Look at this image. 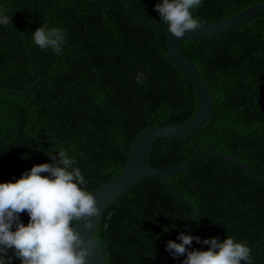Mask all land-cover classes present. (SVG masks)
I'll use <instances>...</instances> for the list:
<instances>
[{
  "label": "trees",
  "instance_id": "16d2710c",
  "mask_svg": "<svg viewBox=\"0 0 264 264\" xmlns=\"http://www.w3.org/2000/svg\"><path fill=\"white\" fill-rule=\"evenodd\" d=\"M132 1L167 28L155 11L162 0ZM261 2L201 0L192 13L207 25ZM0 12L11 17L0 25V183L65 150L92 192L122 169L141 132L194 117V89L168 59L165 36L138 22L123 0H0ZM44 25L63 31L60 54L35 45L33 33ZM180 49L207 83L211 113L192 134L155 140L147 164L175 167L213 149L264 175V12L217 36L185 40ZM167 181L196 211L186 235L221 242L230 236L252 249L251 264H264V181L211 156ZM189 218L183 203L146 179L102 213L94 236L105 264H163L167 242ZM20 220L27 225L26 212ZM186 247L209 245L193 240ZM8 255L21 264L12 250ZM185 258L171 255L168 264Z\"/></svg>",
  "mask_w": 264,
  "mask_h": 264
},
{
  "label": "clouds",
  "instance_id": "9594fccd",
  "mask_svg": "<svg viewBox=\"0 0 264 264\" xmlns=\"http://www.w3.org/2000/svg\"><path fill=\"white\" fill-rule=\"evenodd\" d=\"M200 4L201 0H162L155 11L167 31L180 39L200 27L192 13ZM10 22L11 17L0 12V25ZM32 39L41 49L50 48L56 54L62 52L65 43L63 31L47 25L38 27ZM144 79L139 73L136 82L142 84ZM47 155L52 163L34 165L15 182L0 183V264H12L9 250L21 264H88L98 246L94 237L85 239L75 227L83 221L84 228L91 231L100 215L97 199L86 190L81 169L74 167L76 159L65 150L58 152V160L53 154ZM24 212L29 216L27 225L20 220ZM177 239L181 243L170 240L165 250L174 258L186 254L182 264H251L252 249L230 236L221 242L181 232ZM193 240L209 245L208 250H189L186 246Z\"/></svg>",
  "mask_w": 264,
  "mask_h": 264
},
{
  "label": "water",
  "instance_id": "95a60500",
  "mask_svg": "<svg viewBox=\"0 0 264 264\" xmlns=\"http://www.w3.org/2000/svg\"><path fill=\"white\" fill-rule=\"evenodd\" d=\"M123 1L125 2L131 15L138 22L165 36L168 59L192 85L197 99V109L194 117L189 121L180 124L153 126L141 132L133 141L127 154L126 163L122 169L115 172L110 179L92 191L93 195L97 199L98 207L100 208V215L93 221V230L89 231L84 228L83 221H79L75 225L77 230L85 239H92L94 237L97 241L98 246L93 249L92 254L89 256L88 264H105L100 240L94 236L97 224L102 213L129 187L137 182L146 179L157 180L173 198L183 203L189 209L190 218L186 227L182 231L186 235L194 224L196 211L191 203L172 189L167 181L168 177L183 171L200 157L211 156L228 163H232L246 171L253 178L264 181V175L255 172L241 160L213 149L197 152L182 164L175 167L159 169L147 164L151 145L155 140L159 138H176L192 134L206 123L211 113L212 99L207 83L200 72L182 53L180 49L181 43L185 40L204 39L222 34L251 17L264 12V2L247 7L221 21L207 25H200L196 31H187L183 38L177 39L167 31V28L139 14L132 0ZM175 242L180 243L181 241L176 239ZM170 257L171 254L167 252L163 264H168ZM243 264H247V262L245 261Z\"/></svg>",
  "mask_w": 264,
  "mask_h": 264
}]
</instances>
